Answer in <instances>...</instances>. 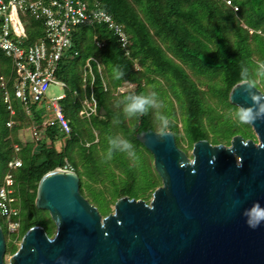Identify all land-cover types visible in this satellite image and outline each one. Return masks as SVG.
<instances>
[{
	"label": "trees",
	"instance_id": "trees-1",
	"mask_svg": "<svg viewBox=\"0 0 264 264\" xmlns=\"http://www.w3.org/2000/svg\"><path fill=\"white\" fill-rule=\"evenodd\" d=\"M85 1L89 8L97 4L123 26L129 35L130 55H123L117 37L103 24L72 27L68 46L72 51L59 62L56 77L65 81V73L70 71L68 81L82 99L87 91L82 80L86 59L96 58L104 68L99 74L93 64L97 111L91 119L73 120L63 111L69 124L78 128L68 136L42 118L41 109L35 105H29L31 116L27 119L13 97L17 124L8 126L11 114L0 96V187L5 185L7 174L12 176L13 187L31 172L35 185L32 187L31 182L29 188L36 192V183L45 173L67 162L78 175L81 194L103 216L112 212L115 201L123 195L147 200L161 185V179L154 169L152 154L135 135L147 129L157 131L158 121L156 110L151 109L138 119L125 117L117 101L130 93L158 94L165 105L159 111L168 116V130L185 152L200 139L229 144L239 134L256 140L250 124H238L232 119L237 106L229 102V92L239 82L242 67L252 76L257 63L264 62V0H230L231 4L226 0ZM26 28L31 42L43 32L38 20H30ZM115 66L124 70L122 79L114 78ZM0 74L8 80L12 74L11 60L1 51ZM127 82L134 88L120 96L111 95V86ZM262 88L264 91V85ZM93 128L99 131L97 141ZM108 135L128 139L138 159L115 153L106 160ZM85 140L89 142L87 147ZM15 159L21 165L9 166ZM12 220L16 221V217ZM0 224L7 243L9 232L3 222ZM10 235L6 252L14 253L18 246L13 243L15 234Z\"/></svg>",
	"mask_w": 264,
	"mask_h": 264
},
{
	"label": "water",
	"instance_id": "water-1",
	"mask_svg": "<svg viewBox=\"0 0 264 264\" xmlns=\"http://www.w3.org/2000/svg\"><path fill=\"white\" fill-rule=\"evenodd\" d=\"M238 84L229 102L247 106ZM250 125L256 140L200 139L191 157L170 130L163 138L153 129L138 132L161 185L149 202L119 197L104 216L81 194L76 172L48 171L34 204L49 212L56 231L28 228L7 264H264V223L250 227L242 215L254 202L264 206V120ZM6 248L0 224V264Z\"/></svg>",
	"mask_w": 264,
	"mask_h": 264
},
{
	"label": "built area",
	"instance_id": "built-area-1",
	"mask_svg": "<svg viewBox=\"0 0 264 264\" xmlns=\"http://www.w3.org/2000/svg\"><path fill=\"white\" fill-rule=\"evenodd\" d=\"M226 2L231 4L230 0H226ZM234 9L238 8L234 6ZM30 20L41 21L43 32L32 45L26 47L24 44L31 38L26 28V24ZM92 23L103 24L111 30L123 49V55L125 57L130 55L129 35L120 23L116 22L97 4L93 8H89L85 0H0V51L11 60L12 65V74L9 80L0 74V96L11 114L7 122L8 126L17 124L12 97L19 101L28 119L31 116L29 101L38 103L45 99V93L51 84L67 87L64 80L56 77V71L70 45L71 29L74 26ZM95 43L98 47L102 46L98 40ZM93 64L99 74L104 68L96 58L86 59L82 70L83 87L87 90L85 97L80 99L76 90L71 92L73 104L80 103V117L86 120H90L97 111L93 90L95 78ZM104 88H107L105 84ZM133 88L134 85L127 82L111 86L109 90L112 96H120ZM64 96L63 94L51 100L50 111L52 113H50L48 122L55 126L56 130L68 136L75 133L78 128L69 124L59 103V100ZM31 129L32 135L36 136L34 126H31ZM92 131L94 141H97L99 131L94 128ZM52 134L55 136V131ZM84 145L87 147L89 142L85 140ZM8 164L11 167H17L21 165V161L15 159ZM61 169L74 171L67 162ZM33 181L34 177L29 172L26 180L16 183L17 207L12 205L16 199L12 196L13 179L10 174L5 176V185L0 187V222L6 225L9 233L15 234L14 238L18 242L26 232L28 225L30 227L40 225L47 234L49 229H54V222L49 212L44 210L42 214L34 204L36 194L29 188V184ZM31 210L33 218L30 220ZM14 216L16 221L12 220ZM40 219L45 223H43L44 225L37 224Z\"/></svg>",
	"mask_w": 264,
	"mask_h": 264
},
{
	"label": "clouds",
	"instance_id": "clouds-1",
	"mask_svg": "<svg viewBox=\"0 0 264 264\" xmlns=\"http://www.w3.org/2000/svg\"><path fill=\"white\" fill-rule=\"evenodd\" d=\"M113 76L117 80L122 79L124 70L120 66H115ZM258 83H264V62L257 63L255 73L252 76L248 74L246 69L241 68L238 85L241 86V92L250 103L247 106L239 105L232 112V119L238 124H253L257 120H264V91L257 88ZM117 106H122L124 116L129 119H138L148 114L150 109L156 110L157 135L163 138L168 134L170 121L168 116L159 111L165 105L163 101L159 100L155 91L148 94L130 93L124 95L122 99L117 101ZM106 140L108 145L104 157L106 160H111L115 153H124L134 160L138 159L134 145L128 139L122 136L108 135ZM261 147H264V145H261ZM242 215L250 227H258L261 223H264V206H261L259 202H254L249 207L242 209Z\"/></svg>",
	"mask_w": 264,
	"mask_h": 264
},
{
	"label": "rangeland",
	"instance_id": "rangeland-1",
	"mask_svg": "<svg viewBox=\"0 0 264 264\" xmlns=\"http://www.w3.org/2000/svg\"><path fill=\"white\" fill-rule=\"evenodd\" d=\"M34 43V41L33 42H31V41H29V42H26L24 45L26 46V47H28L29 45H32ZM71 48H67V50H66V53H68V54H70L71 53ZM67 73V74H66ZM65 73V75H66V77H68L67 78V80L65 79V81L66 82H68L67 84H68V86L67 87H63V86H61V85H58V84H51L50 86H49V88H48V90L46 91V93H45V99H43L42 101H40V102H38V103H35V102H32V101H29V103H28V106L29 105H35V106H37L38 108L40 107V108H42L43 110H46V111H48V112H50V113H52L51 111H50V103H51V100H53L55 97H57V96H60V95H66V97L65 98H63V99H61V100H59V103H60V105H61V107H62V109H63V111H65L66 113H69V115L71 116V118L73 119V120H75V119H77V117H80V114H79V111H80V109H81V105H80V103H77V104H73V102H72V95H71V92L73 91V90H75L74 89V87H73V84L71 83V82H69L68 81V79H71V73H70V71H67ZM263 85H264V83H258L257 84V87L260 89V90H262L263 88ZM46 119L48 120L49 119V117H50V114H46ZM187 152V154H188V156L189 157H191V147L186 151ZM2 179H3V175L0 173V185H1V183H2ZM37 184V183H36ZM35 185V182L33 181L32 182V187ZM12 189H13V193H12V196L13 197H15V199H16V201H15V203H13L12 205L14 206V207H17V205H18V203H17V199H18V195H17V191H16V185H14L13 187H12ZM31 189H33V188H31ZM36 194V193H35ZM151 197H152V193L150 194V196L147 198V200H145L146 202H149L150 201V199H151ZM144 200V199H143ZM30 201V200H29ZM113 208H114V205H113V207H112V211H113ZM44 210L43 209H40V212L42 213ZM43 214V213H42ZM44 222L43 221H41V219L39 220V222L37 223V224H41V225H44L43 224ZM30 226L28 225L27 226V229L29 228ZM55 231H56V225H55V223H54V229L52 228V229H49V232H48V235L49 236H53L54 235V233H55ZM8 234V236H7V246L10 244V241H11V239H10V233H7ZM13 243L14 244H16L17 246L19 245V243L20 242H18V241H16L15 240V238L13 239ZM12 253H5V256H4V260H5V264H7V262H8V259H9V257H10V255H11Z\"/></svg>",
	"mask_w": 264,
	"mask_h": 264
},
{
	"label": "crops",
	"instance_id": "crops-1",
	"mask_svg": "<svg viewBox=\"0 0 264 264\" xmlns=\"http://www.w3.org/2000/svg\"><path fill=\"white\" fill-rule=\"evenodd\" d=\"M40 108V107H39ZM41 109V116H42V118H44L45 120H46V114H50V112H48V111H46V110H43L42 108H40Z\"/></svg>",
	"mask_w": 264,
	"mask_h": 264
}]
</instances>
